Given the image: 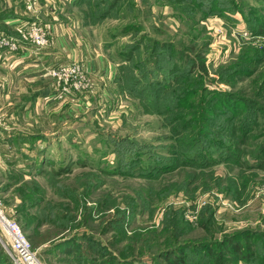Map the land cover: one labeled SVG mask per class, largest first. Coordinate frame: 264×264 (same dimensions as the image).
Listing matches in <instances>:
<instances>
[{
  "label": "rangeland",
  "instance_id": "1",
  "mask_svg": "<svg viewBox=\"0 0 264 264\" xmlns=\"http://www.w3.org/2000/svg\"><path fill=\"white\" fill-rule=\"evenodd\" d=\"M81 3L86 27L78 30L117 67L114 101L76 112V147H54L46 175L39 169L22 194L0 196L40 261L167 264L161 242L194 245L243 229L264 241V206H252L264 187V0ZM206 100L232 105L199 110ZM207 113L216 119L199 131ZM53 122L49 116V130ZM187 250L181 264H202ZM0 254L7 264H22L1 227Z\"/></svg>",
  "mask_w": 264,
  "mask_h": 264
},
{
  "label": "crops",
  "instance_id": "2",
  "mask_svg": "<svg viewBox=\"0 0 264 264\" xmlns=\"http://www.w3.org/2000/svg\"><path fill=\"white\" fill-rule=\"evenodd\" d=\"M81 4V0H0V37L20 40L17 51L0 48V196H18L21 185L39 169V175H46L54 147L63 149L65 141L76 147V112L84 113L96 100L110 105L114 101L117 67L78 30L86 27ZM35 21L48 29L46 47L29 41L27 30ZM72 62L84 66L92 82L89 90L66 92L60 82L40 74L46 64ZM22 82L27 85L18 91ZM48 115L54 118L53 130L47 127ZM255 200L252 206H264V198Z\"/></svg>",
  "mask_w": 264,
  "mask_h": 264
},
{
  "label": "trees",
  "instance_id": "3",
  "mask_svg": "<svg viewBox=\"0 0 264 264\" xmlns=\"http://www.w3.org/2000/svg\"><path fill=\"white\" fill-rule=\"evenodd\" d=\"M207 14V13H205ZM203 17H208V15H204ZM262 24L264 25V22L261 21L260 27H262ZM200 62H199V70L200 74L203 75L207 72V67L205 63V57L203 56L202 52L197 53ZM195 63V62H194ZM234 63V62H233ZM232 63V64H233ZM198 65V64H197ZM233 66H228L226 69H231ZM238 72H244L245 71V65L243 64L241 68L237 69ZM195 72L194 64L191 66V69L189 70V73L187 71L186 74H189L185 79L182 80L183 84H187V79L191 78V75H193ZM201 93L206 91V88H202L199 90ZM195 92L194 90L189 91V93ZM204 100V99H203ZM208 100V99H207ZM206 100V104H200L199 110L202 111H208V107L211 105H214L216 103L210 102L208 104V101ZM212 103V104H211ZM218 106H221L223 109H227L228 106H231L232 103H228L227 100H224L220 102L219 104H216ZM241 110V109H239ZM262 110H264L262 108ZM241 117L240 120H243V124L248 123V118H246V114L238 113ZM236 115V116H237ZM259 118V114L255 116L253 119L257 121ZM216 119V116L211 117L209 114H206V119H203L202 121L198 120L200 125L198 127L199 131L206 129V122L210 120ZM205 120V121H204ZM189 121V120H188ZM187 121V122H188ZM203 122V124H202ZM202 125V126H201ZM189 126H184L183 130L188 129ZM198 131V133H199ZM242 138H247V132H242ZM229 148H232V145L229 144ZM263 151H264V145H263ZM262 151V152H263ZM18 195L23 193V188L18 189ZM35 202H31L30 205H33ZM29 205V206H30ZM27 206V205H26ZM212 212V210H210ZM204 228H209V224H203L201 225ZM24 227V226H23ZM237 230L230 233H226L221 235L220 237L216 235H212L209 238L202 240L198 243H194V245L191 244H182L179 246L170 245L166 248H163L164 242L160 243V246L162 249L159 251V257L164 258V260L167 262V264H181L186 263L187 257H188V250L195 251L196 256H199L201 258L202 264H204L205 258H207L208 263L207 264H264V241H260L259 236L252 238L251 234L254 233V230ZM179 237V235H178ZM177 238V236H176ZM176 238H174L173 242H176ZM170 241V240H169ZM262 246H260V243ZM168 243V242H167ZM185 253V254H183ZM257 256H259V262H257ZM0 264H7L3 259L2 255L0 254Z\"/></svg>",
  "mask_w": 264,
  "mask_h": 264
},
{
  "label": "built area",
  "instance_id": "4",
  "mask_svg": "<svg viewBox=\"0 0 264 264\" xmlns=\"http://www.w3.org/2000/svg\"><path fill=\"white\" fill-rule=\"evenodd\" d=\"M29 41L42 48L50 44L49 33L46 25L39 21L31 23L27 30ZM20 40L12 36L0 37V48H7L9 51L19 49ZM45 75L54 78L61 83L63 91L83 92L91 88L92 82L79 62L66 65H49L45 67ZM255 198H264V187L258 188ZM0 227L12 240V248L22 264H43L37 256L30 238L23 229L21 223L11 216L0 198Z\"/></svg>",
  "mask_w": 264,
  "mask_h": 264
}]
</instances>
